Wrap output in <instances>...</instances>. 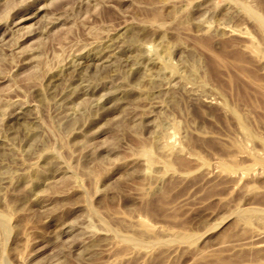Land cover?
I'll return each mask as SVG.
<instances>
[{"label":"rangeland","instance_id":"obj_1","mask_svg":"<svg viewBox=\"0 0 264 264\" xmlns=\"http://www.w3.org/2000/svg\"><path fill=\"white\" fill-rule=\"evenodd\" d=\"M0 264H264V0H0Z\"/></svg>","mask_w":264,"mask_h":264}]
</instances>
